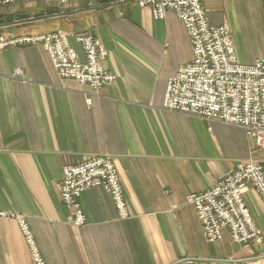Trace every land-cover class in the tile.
I'll list each match as a JSON object with an SVG mask.
<instances>
[{
    "label": "crops",
    "instance_id": "crops-1",
    "mask_svg": "<svg viewBox=\"0 0 264 264\" xmlns=\"http://www.w3.org/2000/svg\"><path fill=\"white\" fill-rule=\"evenodd\" d=\"M213 24L226 21L240 63L264 57V0H202ZM69 9L5 23L0 33L56 30L93 34L114 74L91 97L87 85L60 78L40 46L0 50V212L28 222L45 264H177L188 258L248 259L264 264V243L208 242L188 194L202 192L238 160L264 163L244 129L162 109L167 79L192 59L182 22L172 11L155 20L135 0H13L0 15ZM80 56L79 44L70 38ZM24 78H14L15 68ZM101 155L116 167L129 216L119 218L102 188L84 191L82 226L59 196L62 168ZM264 238V206L244 193ZM0 264H33L16 220L0 216Z\"/></svg>",
    "mask_w": 264,
    "mask_h": 264
},
{
    "label": "built area",
    "instance_id": "built-area-1",
    "mask_svg": "<svg viewBox=\"0 0 264 264\" xmlns=\"http://www.w3.org/2000/svg\"><path fill=\"white\" fill-rule=\"evenodd\" d=\"M51 1V0H47ZM66 4L67 0H56ZM13 0H0V7ZM141 8H148L155 20H163L172 11L188 34L192 59L177 68L167 79L162 109L198 116L207 121L237 125L245 130L255 145L264 148V57L249 64L240 63L227 22L213 24L207 17L201 0H135ZM79 44L83 58L70 44ZM43 47L52 66L62 79H73L90 89L92 95L103 86L111 85L115 76L102 65L107 50L92 34L52 31L34 35L0 34V49L15 45ZM14 76L24 78L20 69ZM99 187L111 197L119 218L129 216L120 179L109 157L84 155L79 162L62 168L59 195L71 209L70 222L74 226L85 223L80 205L81 194ZM254 188L264 206V164L241 160L202 192L188 194L200 223L204 239L216 242L227 229L232 242L239 245H260L263 236L244 201V193ZM1 215L6 213L1 212ZM18 223L33 264H45L30 226L22 215L9 213ZM177 264H246L230 263L216 258H188Z\"/></svg>",
    "mask_w": 264,
    "mask_h": 264
},
{
    "label": "rangeland",
    "instance_id": "rangeland-1",
    "mask_svg": "<svg viewBox=\"0 0 264 264\" xmlns=\"http://www.w3.org/2000/svg\"><path fill=\"white\" fill-rule=\"evenodd\" d=\"M56 1V0H55ZM202 1V0H201ZM205 9V8H204ZM206 10V9H205ZM207 12V11H206ZM208 17V16H207ZM223 22H226V21H223ZM222 22V23H223ZM212 23V22H211ZM3 24H1L0 26H2ZM57 31V30H56ZM60 31H64V30H60ZM65 32H69V31H65ZM47 33V32H46ZM76 33V32H75ZM77 33H80V32H77ZM0 34H7V33H0ZM34 34H41V33H34ZM34 34H27V35H34ZM7 35H9V34H7ZM93 35V34H92ZM95 36V35H94ZM97 37V36H96ZM98 38V37H97ZM100 41V40H99ZM15 46H21V45H15ZM22 46H33L32 44H28V45H22ZM39 46V45H38ZM7 47H10V46H7ZM7 47H3L2 49H4V48H7ZM13 47V46H12ZM41 47V46H40ZM43 48V47H42ZM2 49H0V50H2ZM44 49V48H43ZM45 50V49H44ZM46 51V50H45ZM47 52V51H46ZM49 56V55H48ZM192 56H193V53H192ZM50 58V57H49ZM51 61V60H50ZM52 64V63H51ZM16 69H20L21 70V72H22V74H24V72H23V70L21 69V68H19V67H17V68H15L14 69V71H13V73H12V77H14V78H21V77H18V76H14L13 74H14V72H15V70ZM58 75V74H57ZM73 80V79H72ZM75 81V80H74ZM77 82V81H76ZM245 131V130H244ZM247 135V134H246ZM248 136V135H247ZM250 137V136H249ZM251 138V137H250ZM252 139V138H251ZM252 141H253V143H254V140L252 139ZM254 145H255V143H254ZM255 147L256 148H261V149H264L263 147H258L257 145H255ZM245 160H252V159H245ZM238 161H241V160H238ZM237 161V162H238ZM253 161H256V160H253ZM256 162H259V161H256ZM259 163H262V162H259ZM236 164V163H235ZM262 164H264V163H262ZM235 166V165H234ZM233 166V167H234ZM232 167V168H233ZM231 168V169H232ZM229 171V170H228ZM122 187V186H121ZM58 188H59V186H58ZM251 188V187H250ZM249 189V188H248ZM247 189V190H248ZM252 189H254V188H252ZM246 190V191H247ZM255 190V189H254ZM86 191V190H85ZM123 191V190H122ZM245 191V192H246ZM256 191V190H255ZM60 196V195H59ZM245 201V200H244ZM62 202V201H61ZM126 202V201H125ZM64 206H66L64 203H62ZM127 205V204H126ZM67 207V206H66ZM68 208V207H67ZM69 210H70V212H71V209L70 208H68ZM1 213V212H0ZM3 213H5V212H3ZM18 215H20V214H18ZM0 216H9V217H11L9 214H4V215H1L0 214ZM24 217V216H23ZM12 218H14V217H12ZM15 219V218H14ZM16 220V219H15ZM17 222V221H16ZM18 224V223H17ZM72 224V223H71ZM263 236V235H262ZM222 239V238H221ZM220 239V240H221ZM232 241V240H231ZM234 243V242H233ZM264 243V238H263V242H262V244ZM235 244H237V243H235ZM262 244H260V245H262ZM239 245V244H238ZM260 245H240V246H244V247H252V246H260ZM196 259H199V258H196ZM216 259H221V260H227L228 262H230V263H238L239 261H245V263L246 264H248V262H249V260L248 259H230V258H216Z\"/></svg>",
    "mask_w": 264,
    "mask_h": 264
},
{
    "label": "water",
    "instance_id": "water-1",
    "mask_svg": "<svg viewBox=\"0 0 264 264\" xmlns=\"http://www.w3.org/2000/svg\"><path fill=\"white\" fill-rule=\"evenodd\" d=\"M69 11V9H60V8H49L45 11L37 12L34 14H19V15H5L0 18V25L5 23H11L15 21H22L30 18H40L45 17L51 14L64 13Z\"/></svg>",
    "mask_w": 264,
    "mask_h": 264
},
{
    "label": "trees",
    "instance_id": "trees-1",
    "mask_svg": "<svg viewBox=\"0 0 264 264\" xmlns=\"http://www.w3.org/2000/svg\"><path fill=\"white\" fill-rule=\"evenodd\" d=\"M2 16L0 15V18H1ZM3 25H5V24H3Z\"/></svg>",
    "mask_w": 264,
    "mask_h": 264
}]
</instances>
